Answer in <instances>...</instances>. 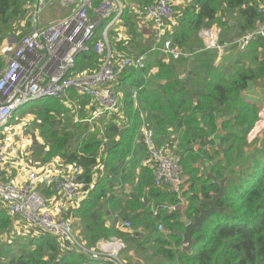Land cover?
Listing matches in <instances>:
<instances>
[{
    "label": "trees",
    "instance_id": "obj_1",
    "mask_svg": "<svg viewBox=\"0 0 264 264\" xmlns=\"http://www.w3.org/2000/svg\"><path fill=\"white\" fill-rule=\"evenodd\" d=\"M29 1L0 0V75L8 43L31 28L29 23L17 39L10 38L24 21ZM155 1L124 0L116 29H123L125 36L118 39L120 30L109 35L112 57L146 56L143 68H129L117 79L120 112L94 118L100 106L75 92L66 100H38L21 110L33 117L40 133V141L35 137L30 146L35 158L22 160L26 167L37 169L56 163L84 168L86 189L91 190L66 216L89 249L120 239L126 244L121 254L126 264H264V132L257 143L248 141L260 120V108L243 94L250 83L264 80V38L244 49L234 46L264 23L263 0L173 2L174 18L162 44L169 41L181 55H169V62L154 50L152 22L144 14ZM140 24L150 30L147 38ZM105 26L98 28L95 40ZM215 26L221 30L219 43L230 49L218 62V52L206 50L201 36L202 30ZM103 61L94 50L83 54L72 75L97 72ZM96 119L100 121L92 127ZM145 127L153 129L158 149L180 159L187 179L182 197L157 186L152 169L143 164L148 157L142 141ZM209 174L227 178L224 196L217 202L222 212L210 215L192 233L195 243L188 252L177 233L184 232L199 215V207L208 208L205 200L218 193ZM9 178L3 175L2 180L11 182ZM126 188L131 194L125 193ZM38 191L54 197L43 185ZM124 222L132 228L125 230ZM0 264L111 263L92 260L46 232L16 226L0 203Z\"/></svg>",
    "mask_w": 264,
    "mask_h": 264
},
{
    "label": "built area",
    "instance_id": "obj_2",
    "mask_svg": "<svg viewBox=\"0 0 264 264\" xmlns=\"http://www.w3.org/2000/svg\"><path fill=\"white\" fill-rule=\"evenodd\" d=\"M63 1L73 8L69 16L46 26L35 23L5 54L6 64L0 75V134L4 133L1 130L22 105L44 98L66 100L70 92L88 96L100 106L94 118L119 113L122 100L114 84L125 70L144 67L145 55L139 59L111 55L109 35L112 30H120L116 28L125 9L124 0H102L99 4L96 0ZM133 7L138 9L136 5ZM260 10L264 14V0ZM144 14L152 22L156 41L154 50H160L166 56V62H169V55L179 57L181 54L171 48L169 41L162 44L167 24L174 18L173 0H156L151 7L144 8ZM104 23L102 36L95 40L98 28ZM201 36L206 50H216L219 58L224 55L227 45L219 43L215 28L202 30ZM258 38H264V23L235 44L244 49ZM92 50L104 57L100 70L92 74L72 75L77 58ZM142 131V141L149 148L147 165L154 173L157 186H165L182 197L187 179L180 159L156 147L153 129L145 127ZM7 141L0 140V203L14 218L15 225L51 234L97 262L126 264L120 258V253L126 248L124 241L112 239L101 242L97 249H89L80 241L71 220L67 219V213L78 208L91 190L86 189L84 168L58 163L40 169L28 167L25 178L20 182L3 181L2 177L7 172L4 166L9 162ZM41 185L50 189L54 197L41 195L38 191ZM168 209L171 211L174 207L168 205ZM123 228L130 230L132 225L124 222ZM159 231H163L162 226H159Z\"/></svg>",
    "mask_w": 264,
    "mask_h": 264
},
{
    "label": "rangeland",
    "instance_id": "obj_3",
    "mask_svg": "<svg viewBox=\"0 0 264 264\" xmlns=\"http://www.w3.org/2000/svg\"><path fill=\"white\" fill-rule=\"evenodd\" d=\"M72 8L71 5L68 3H65L63 0H30L28 3V6L26 8V16L24 18V21L21 22L20 25H17L10 34L11 39H17L19 36V31L23 30L25 25H28L30 23L31 29L35 25V23H38L40 26H46L55 22H58L64 18H66L70 14V9ZM26 29V28H25ZM30 29H27L26 33H28ZM120 39V37H118ZM16 40L10 41L8 43L7 49L5 50V53L11 50L13 45L15 44ZM234 45V44H233ZM231 46V45H230ZM238 46L239 45H234ZM162 53V52H161ZM163 54V53H162ZM5 56V54H4ZM117 84H114V88ZM118 95L121 98V93L117 92ZM94 103V100L91 99ZM35 101L27 104L26 106H23L22 108L18 109L16 112V118L13 119L12 121H8L6 126L1 130L4 133L0 134V140L7 141V153H9L10 156H19L23 159L32 160L35 158L34 153L33 154H28L30 152V146L32 145V142L34 141V138L36 137L38 141H40V133L37 127L32 123L33 122V117L30 116L28 113L25 115L24 112H21L24 108H29L32 106V104ZM84 114V113H83ZM81 114H78V118ZM113 114H111L109 117H101V118H111ZM84 117V115H82ZM20 118V120H19ZM81 118V117H80ZM99 119H96L92 121L91 126L93 127V124L97 125L99 123ZM264 130L258 126L256 129L255 133L251 136L248 137V141L253 144L257 143L258 140L261 138L258 134L260 132H263ZM137 140H135L136 142ZM133 143V145L135 144ZM138 144V142H136ZM146 147V154L147 158H149V148L145 145ZM145 158L143 159V164L146 166V160ZM29 162V161H28ZM7 167V164L4 166ZM16 171V169H14ZM7 175L9 176V173L7 172ZM119 192L118 194H120ZM126 194H131V189L126 188L125 189ZM122 252L120 253V258L125 261L122 257ZM126 262V261H125Z\"/></svg>",
    "mask_w": 264,
    "mask_h": 264
},
{
    "label": "crops",
    "instance_id": "obj_4",
    "mask_svg": "<svg viewBox=\"0 0 264 264\" xmlns=\"http://www.w3.org/2000/svg\"><path fill=\"white\" fill-rule=\"evenodd\" d=\"M186 1H188V0H173L175 5H180L182 3H185ZM72 9L73 8L70 9V14L72 12ZM140 25L142 28L143 25L142 24H140ZM212 28H215L218 31V34L220 35L221 30L217 26L212 27ZM142 30H144L146 32L145 37L147 38L149 35V33L147 31H150V30H146L145 26L142 28ZM120 31H121V33H120L119 37L122 38L125 36V34H124L125 31L123 29H121ZM225 50L228 51L230 49H228V47H227ZM210 51H214V50H210ZM220 60L221 59L218 57L216 62H218ZM155 70L156 69H154L153 71H155ZM243 94H244V97L247 101H249L253 104H257L260 108V120L257 123L254 130L252 131V133L249 135V136H251L255 133L258 126H260V128L264 130V80L259 81L258 83H253V82L250 83L248 85V87L244 90ZM263 132H260L258 135L262 136ZM8 155H9V153H8ZM147 160L148 159L145 160L146 165H147ZM24 165H25V163L21 157L9 155V162H8L7 167L5 168V171H7L9 173V176L7 175V172H5V174H4L5 177H10L9 180H12L14 182H20L21 179L25 178L24 175L28 169V167L26 168V166H24ZM14 169H16V171H14Z\"/></svg>",
    "mask_w": 264,
    "mask_h": 264
},
{
    "label": "water",
    "instance_id": "obj_5",
    "mask_svg": "<svg viewBox=\"0 0 264 264\" xmlns=\"http://www.w3.org/2000/svg\"><path fill=\"white\" fill-rule=\"evenodd\" d=\"M210 179L213 180L215 184L219 186V191L216 194L212 195L211 199L205 200V204L208 206V208L199 207V215H197L193 222H190L186 225L184 232H178L184 241V250L190 252L192 250V247L194 245V240H192L191 235L194 231H198L201 229L202 225L205 223L206 219L213 215L216 212H222L221 209L217 208V202L224 196L225 193V186L227 182V178H224L222 180L217 179L215 176H212L211 174L208 175Z\"/></svg>",
    "mask_w": 264,
    "mask_h": 264
},
{
    "label": "bare ground",
    "instance_id": "obj_6",
    "mask_svg": "<svg viewBox=\"0 0 264 264\" xmlns=\"http://www.w3.org/2000/svg\"><path fill=\"white\" fill-rule=\"evenodd\" d=\"M23 106H25V105H22L20 108H22ZM20 108H19V109H20ZM16 111H17V110H16ZM15 113H16V112H15Z\"/></svg>",
    "mask_w": 264,
    "mask_h": 264
}]
</instances>
